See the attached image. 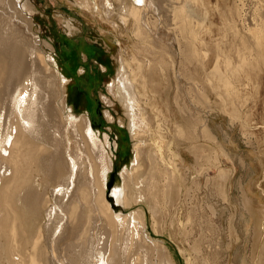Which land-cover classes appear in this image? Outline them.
Here are the masks:
<instances>
[{"label": "bare ground", "instance_id": "obj_1", "mask_svg": "<svg viewBox=\"0 0 264 264\" xmlns=\"http://www.w3.org/2000/svg\"><path fill=\"white\" fill-rule=\"evenodd\" d=\"M117 1V11L109 0H100L98 5L93 0L74 2L89 10L98 24L108 23L114 30L118 25L112 16L117 14L118 23L133 39L136 57L126 60L120 54L116 76L108 82L102 101L101 119L120 125L126 132L122 139L128 135L131 142L130 157L113 173L112 147L117 149L119 144L96 130L88 115L93 105L90 112L77 117L73 108L80 96L74 94L67 100V80L56 60L46 53L41 37L27 35L35 31L29 14L32 7L27 0H0V264H124L132 255L130 249L159 254L154 261L143 253L138 264H175L171 247L152 239L147 219L149 214L157 234L154 219L160 196H168L172 189L180 191V184L193 170L195 178L200 177L202 168H197L198 149L193 143L199 137V121L197 113L185 105L186 98L180 102V92L172 105L187 126L176 129L182 130V140L192 142L188 148L195 162L190 168L178 161L179 171L172 172L167 164L172 152L166 149L165 138L153 130L149 112L153 100L139 93L142 83L150 86L149 74L139 76L143 70L136 59L137 45L148 46L159 35L150 14H159L160 0ZM66 28L72 33L69 24ZM116 42L121 47L120 40ZM78 79L75 83L81 84ZM89 95L82 98L92 104L94 95ZM189 104L198 105L196 100ZM213 137L208 135L210 140ZM220 178L224 180L226 174ZM243 190L248 213L252 198ZM252 211L245 230L251 227V231L259 221ZM211 214H216L213 208ZM69 229L72 238L61 248ZM191 250L198 252L197 246Z\"/></svg>", "mask_w": 264, "mask_h": 264}, {"label": "rangeland", "instance_id": "obj_2", "mask_svg": "<svg viewBox=\"0 0 264 264\" xmlns=\"http://www.w3.org/2000/svg\"><path fill=\"white\" fill-rule=\"evenodd\" d=\"M109 1L117 11L118 1ZM74 2L27 0L36 33L27 35L41 37L46 53L56 60L67 80V100L77 90L80 100L73 108L77 117L87 114L93 105L88 113L92 124L109 135L112 144H119L117 149L112 147L115 173L130 157L131 142L128 135L122 139L126 132L120 125L101 119L102 101L105 88L116 76L120 54L126 60L135 56L133 39L118 23L117 14L112 16L118 25L114 30L108 23L98 24L89 10ZM160 6L159 14H150V21L158 25L156 41L137 45L136 59L143 70L139 76L148 72L151 83L148 88L142 83L139 93L142 98L149 94L153 100L149 111L153 130L165 138L166 149L172 152L168 160L172 164H167L174 173L179 171L178 161L190 168L195 162L188 148L192 142L182 140V130L176 129L186 125L184 117L178 116L172 105L180 92V102L186 98L185 105L197 113L199 121V137L193 143L197 144V168H202V173L195 178L193 170L180 184L179 196L174 189L172 194L168 192L173 200L167 201L168 193L160 196L154 219L158 232H154L149 214L148 232L153 240L171 247L175 264H264V0H160ZM66 24L73 28L72 33ZM78 78L82 85L75 83ZM85 93L94 95H89L92 104L82 98ZM195 100L198 105L191 107L189 102ZM210 134L215 136L213 140L208 138ZM223 173L224 180L220 178ZM244 187L252 198L246 206L248 213ZM251 210L259 226L250 231L251 227L245 230L243 225ZM70 231L61 248L70 242ZM126 244V248L130 246ZM193 246H197V253L191 250ZM130 250L132 255L124 264H138L144 254L149 260H159L158 253ZM12 259L17 261L18 257Z\"/></svg>", "mask_w": 264, "mask_h": 264}, {"label": "water", "instance_id": "obj_3", "mask_svg": "<svg viewBox=\"0 0 264 264\" xmlns=\"http://www.w3.org/2000/svg\"><path fill=\"white\" fill-rule=\"evenodd\" d=\"M78 94V92H77V90H75V95H77Z\"/></svg>", "mask_w": 264, "mask_h": 264}]
</instances>
